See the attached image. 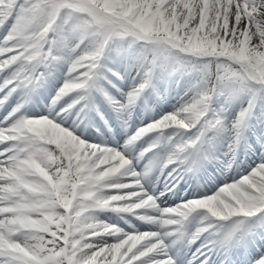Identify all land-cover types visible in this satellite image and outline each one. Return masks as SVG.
Wrapping results in <instances>:
<instances>
[{"label": "snow or ice", "instance_id": "snow-or-ice-1", "mask_svg": "<svg viewBox=\"0 0 264 264\" xmlns=\"http://www.w3.org/2000/svg\"><path fill=\"white\" fill-rule=\"evenodd\" d=\"M0 264H264V0H0Z\"/></svg>", "mask_w": 264, "mask_h": 264}]
</instances>
